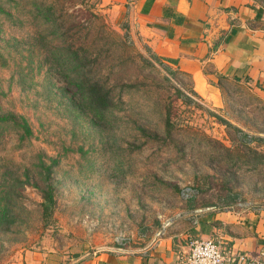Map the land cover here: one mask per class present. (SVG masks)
Returning a JSON list of instances; mask_svg holds the SVG:
<instances>
[{
  "label": "rangeland",
  "instance_id": "rangeland-1",
  "mask_svg": "<svg viewBox=\"0 0 264 264\" xmlns=\"http://www.w3.org/2000/svg\"><path fill=\"white\" fill-rule=\"evenodd\" d=\"M66 45L78 73L55 57ZM80 72L110 107L91 105ZM217 89L197 94L101 0H0V264L187 245L197 215L264 208V96Z\"/></svg>",
  "mask_w": 264,
  "mask_h": 264
},
{
  "label": "crops",
  "instance_id": "crops-1",
  "mask_svg": "<svg viewBox=\"0 0 264 264\" xmlns=\"http://www.w3.org/2000/svg\"><path fill=\"white\" fill-rule=\"evenodd\" d=\"M128 20L133 33L163 63L189 79L201 96L220 84L253 86L264 96V5L251 0H101ZM193 233L264 262V208L210 211ZM172 237L145 248L82 252L63 264H183L187 245ZM24 264H45L26 255ZM47 264V263H46ZM244 264V263H243Z\"/></svg>",
  "mask_w": 264,
  "mask_h": 264
},
{
  "label": "trees",
  "instance_id": "trees-1",
  "mask_svg": "<svg viewBox=\"0 0 264 264\" xmlns=\"http://www.w3.org/2000/svg\"><path fill=\"white\" fill-rule=\"evenodd\" d=\"M40 9H42L43 12H39L40 14L38 15H43L44 19L47 21V23L52 28V31H55L54 35L59 36L61 29L58 26V19L57 18L50 19L48 17V16H52L54 7L42 5V7L37 8V10H40ZM65 15L68 16L66 13H61L60 17L65 16ZM53 47H55L54 49L55 57L61 56L62 58H64L69 63V65H72L71 67L73 69H76L74 73L75 72L78 73L79 71L83 70V68H80L78 67V65H76L71 55H67L68 52H71L70 51L71 48L69 45H66L65 47H57V46H53ZM76 58L79 59L80 56ZM79 74L83 78L84 82L80 81V83L77 84V86L84 92L86 99L91 103V105H93L95 109H98L101 111H104L108 107H110L111 105L110 96H109L110 90L106 88L104 85H102V83H98L97 81H94L93 79L91 81L89 79H84V75L88 74V72H82V73L80 72ZM27 134H28V130H25L24 135L26 136ZM51 204H52V196H51L50 189L48 188L46 192L43 193V196H42L41 207H42V211L44 214H46L48 210H50Z\"/></svg>",
  "mask_w": 264,
  "mask_h": 264
},
{
  "label": "built area",
  "instance_id": "built-area-1",
  "mask_svg": "<svg viewBox=\"0 0 264 264\" xmlns=\"http://www.w3.org/2000/svg\"><path fill=\"white\" fill-rule=\"evenodd\" d=\"M258 257H247L231 249L223 248L215 239H195L187 244L183 264H264Z\"/></svg>",
  "mask_w": 264,
  "mask_h": 264
}]
</instances>
